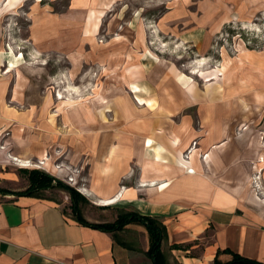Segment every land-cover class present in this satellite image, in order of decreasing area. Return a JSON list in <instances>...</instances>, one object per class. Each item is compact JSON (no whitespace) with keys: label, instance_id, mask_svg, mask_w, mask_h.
<instances>
[{"label":"rangeland","instance_id":"obj_1","mask_svg":"<svg viewBox=\"0 0 264 264\" xmlns=\"http://www.w3.org/2000/svg\"><path fill=\"white\" fill-rule=\"evenodd\" d=\"M5 3L0 0V149L6 156L39 161L49 155L61 166L55 176L62 182L74 177L71 186L78 192L85 186L93 190V180L109 184L110 177L112 183V178L120 176L119 192L128 188L146 194L150 187L140 185L143 179L150 180L145 177V169H153L149 164L157 165L153 169L156 176L166 170L173 178L184 173L176 161L157 163L139 150L131 155L119 140L116 144L122 150L121 158L130 154L119 167V157L107 160L108 151L96 150L98 135L115 131L111 126L114 117L108 114L111 128L97 129L89 126L93 119L79 112L89 114L90 102H110L119 97V102H129L137 113L134 123L148 110L164 112L167 117L176 115L177 119L171 118L173 129L167 131V142L171 143L175 130H181L185 123L203 131L199 119L203 103L192 94L207 99L215 90L222 92L218 100L242 112L244 119L233 117L224 124L225 131L232 126L229 151L234 153V160L243 162L245 155H251L254 167L253 149L259 146L264 155V84L262 90L256 88L264 81V0H107V4L99 0H23L11 9H6ZM49 11L71 17L75 23L53 39L36 41L32 37L34 19ZM91 14L100 16L99 27L88 36ZM163 78L173 82L170 91L162 84ZM130 81H136L154 107L139 104L137 94L130 93ZM73 86L83 89V97L70 90ZM152 91L168 92V99L177 100L181 110H169L158 93L151 96ZM255 92L262 95V107L254 102ZM59 93L63 100L57 99ZM179 93L182 97L177 99ZM121 113L128 114L122 109ZM118 128L123 134V126ZM196 142L203 153L213 145L222 150L228 144L225 137L208 142L206 136ZM214 153L216 159L219 152ZM167 154L178 157L174 149ZM8 162L0 167V188L25 190L29 180L24 169L38 168L18 166L10 158ZM100 169L106 170L104 180L98 176ZM260 169L252 176L256 181L259 177L256 191L264 198V164ZM209 170L201 162L200 171L204 174ZM229 185L243 189L237 182ZM101 191L100 195H105ZM47 194L53 197L59 193ZM92 201L87 204L93 205ZM117 209L115 205L105 206L99 215L111 219L119 213Z\"/></svg>","mask_w":264,"mask_h":264},{"label":"crops","instance_id":"obj_2","mask_svg":"<svg viewBox=\"0 0 264 264\" xmlns=\"http://www.w3.org/2000/svg\"><path fill=\"white\" fill-rule=\"evenodd\" d=\"M98 17L90 15L86 35L96 32L94 25L99 22ZM74 23L71 17L49 11L34 19L32 37L36 41H44L43 37L53 39ZM227 143L222 150H212L219 154L212 161L210 172L200 171L195 177L182 173L171 178L166 170L156 176L153 169L157 165L149 164L153 169L147 168L145 177L157 181L172 179L175 181L172 190H154L150 186L146 194H140L130 189L114 204L118 211L162 217L168 232L162 246L166 264H214L216 257L227 263L232 256L226 250L264 263V198L247 189L254 161L250 163L251 155H245L247 160L236 162ZM259 148L253 149L255 159L262 153ZM8 160L4 149H0V167L7 165ZM118 166L122 167V161ZM54 173L57 178L55 175L60 172ZM98 176L104 180L106 170L100 169ZM120 179V176L112 178L111 183L110 177L109 184L106 180L105 183L93 180L94 191L85 186L88 194L80 193L89 202L90 196L111 198L119 192ZM185 181L198 182L197 190L190 194L180 190ZM236 182L243 184V189L229 185ZM63 183L73 185L68 180ZM101 190L105 195H100ZM53 191L59 194L53 197L47 194V198L0 194V264H155L147 256L150 235L146 227L132 223L116 233H108L86 226L73 211L70 193L61 188L47 193ZM87 201H80L79 208L89 222L107 223L117 219L119 213L111 219L103 218L99 213L104 212L101 209L105 206L98 201L89 205Z\"/></svg>","mask_w":264,"mask_h":264},{"label":"bare ground","instance_id":"obj_3","mask_svg":"<svg viewBox=\"0 0 264 264\" xmlns=\"http://www.w3.org/2000/svg\"><path fill=\"white\" fill-rule=\"evenodd\" d=\"M23 0H6V9H11L16 7L17 4L21 3ZM99 24L96 23L95 27L98 29ZM20 59H23L22 55L20 56ZM14 64H12L13 66ZM164 74V72H163ZM155 77L153 76L152 79ZM136 81H130V93H136L134 95L137 96L139 100L140 105H148L150 107H154L152 100L150 98L144 96L143 90L139 87V85L135 84ZM162 84L166 86L167 91H170L171 86L174 87L173 82L170 80H166V78H163ZM264 84V81H261L259 83V86H256L258 90H262L263 87L261 85ZM71 91H75L77 94L81 95L83 97V89L77 88L75 86L71 87ZM150 91V89L148 90ZM159 96L161 102L163 104H166V106L169 108V110H181L179 107L180 105L177 104V100L171 101L168 99V92L160 93V91L156 92ZM155 92L152 91L151 96H155ZM254 102L257 103L259 107H262V104L260 100H262V95L259 92L254 93ZM222 96L221 91H216L211 93V96L207 99L200 98L198 93H193L192 97L196 100H201L203 105L200 107V122L204 124L203 131L199 132L196 129H194L192 124L185 123L183 127H181V130L178 132L175 130L176 135H172L173 138H171V143L167 142L168 137V130L173 129V119H177L176 115L168 116L164 112H157V111H151L148 110L147 113H143V119L136 122V116L137 113L133 111V109L130 106L129 102H126L124 105L123 102H119V97L115 98L113 101H102V102H90L88 105L90 107V113L86 114L85 110L84 112H79L80 114H85L90 119H93L95 121L94 123H89V126H93L95 128H111L109 127V119L108 114L112 115L114 117L113 124L111 125L114 127L115 131L104 133V135H98L97 141H96V150L97 152L101 153L104 151H108L107 155L105 156V159L107 160H128L130 159V154H133V151L139 150L143 153L147 154L149 158L153 159L157 163L167 164V163H174L176 161V167L181 170V172L186 173L189 176L195 177L197 174L200 173V165L201 162L205 163L207 167H210L212 164V161H214L215 158V151L220 146L218 144L213 145L211 149L203 153L201 149L197 148V140H199L201 137L205 138L207 136L208 142H211L212 140L224 138L227 140V142H230V135L229 131L232 129V126L228 128V130L225 131L224 124L226 122H229L232 120L233 117H237L238 121L244 120L242 117V112H239L233 108V106L229 105L226 102H220L218 99ZM182 97V93H179L178 98ZM223 97V96H222ZM256 97V99H255ZM58 100H63L64 97L61 93L57 96ZM85 106V104H83ZM121 109L123 112H126L127 115L122 116ZM186 111V110H185ZM239 114L237 115V113ZM250 115L249 111L247 110V115ZM246 115V116H247ZM56 116V114H55ZM173 118V119H171ZM119 125L123 126V134H121L120 129L118 128ZM243 127L246 126V123L242 125ZM243 127L241 129H243ZM247 129V128H246ZM125 131V132H124ZM209 132V133H208ZM125 133V134H124ZM170 133V132H169ZM210 139V140H209ZM121 140L120 144L123 145V143L126 144L127 149H129L130 154H126L125 157L121 158L122 154H119V152H122L121 148H117L116 141ZM196 143V146L194 147ZM82 144H85V142L82 141ZM263 143H260V146L262 147ZM176 150L178 157H169V154L166 155V152L168 150ZM191 152L190 157L186 156V153L189 154ZM9 158L11 161L16 163L18 166L21 167H28V168H38V169H45L52 172H58L60 167L56 164V161H53L52 158L49 155H44L42 159L39 161H33L32 159H26L22 157L17 156H10ZM177 159V160H176ZM150 160V159H149ZM175 160V161H174ZM256 165L254 166V173L259 174L261 172L260 166L264 164V155L258 154L256 156ZM262 164H259V163ZM169 165V164H168ZM204 171V170H203ZM201 171V172H203ZM145 169V174H146ZM259 179V177H258ZM255 180V178L252 176L250 177L247 189L253 190L255 188L256 194V187H260L259 181ZM74 181V180H72ZM198 182L194 181H185L180 185V190L184 191L185 193H194L197 190V187L199 184ZM258 183V184H257ZM175 181L172 179L165 180V181H157V180H142V184L140 186L142 187H150L153 186L154 190H168L174 187ZM130 189H122L120 192H117L116 196H112L111 198L106 199H99L98 203H100L103 206H110L116 204L120 199L121 194H125V192H130ZM82 191L85 193L89 192L86 188H82ZM180 192V191H179Z\"/></svg>","mask_w":264,"mask_h":264},{"label":"trees","instance_id":"obj_4","mask_svg":"<svg viewBox=\"0 0 264 264\" xmlns=\"http://www.w3.org/2000/svg\"><path fill=\"white\" fill-rule=\"evenodd\" d=\"M24 173L27 175L29 180V186L25 190L15 192L0 188V194L47 198L48 191L55 188L64 189L71 195L73 201V211L78 215L80 223L86 226L108 233H116L132 223L141 224L146 227L150 235V249L147 252V256L150 257L155 264H166V256L162 250V246L163 242L168 238V232L161 216H150L142 215L137 212L119 211L118 217L114 222L92 223L81 215L79 208V202L81 200H79V198H81L82 201H85L86 198L76 189L63 183L48 172L41 169H24ZM175 247L177 248L180 246ZM225 252H228L232 256V259L227 263H222L216 257L214 264H248V262H252L253 264H264L256 260L245 258L231 250H226Z\"/></svg>","mask_w":264,"mask_h":264},{"label":"built area","instance_id":"obj_5","mask_svg":"<svg viewBox=\"0 0 264 264\" xmlns=\"http://www.w3.org/2000/svg\"><path fill=\"white\" fill-rule=\"evenodd\" d=\"M72 180H74V177H70V178H69V181H70V182H73Z\"/></svg>","mask_w":264,"mask_h":264},{"label":"water","instance_id":"obj_6","mask_svg":"<svg viewBox=\"0 0 264 264\" xmlns=\"http://www.w3.org/2000/svg\"><path fill=\"white\" fill-rule=\"evenodd\" d=\"M248 264H253L252 262H248Z\"/></svg>","mask_w":264,"mask_h":264}]
</instances>
